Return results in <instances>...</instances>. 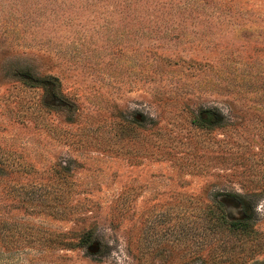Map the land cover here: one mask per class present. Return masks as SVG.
Masks as SVG:
<instances>
[{"label": "rangeland", "instance_id": "374dc122", "mask_svg": "<svg viewBox=\"0 0 264 264\" xmlns=\"http://www.w3.org/2000/svg\"><path fill=\"white\" fill-rule=\"evenodd\" d=\"M213 202L264 264V0H0V264H202Z\"/></svg>", "mask_w": 264, "mask_h": 264}, {"label": "trees", "instance_id": "16d2710c", "mask_svg": "<svg viewBox=\"0 0 264 264\" xmlns=\"http://www.w3.org/2000/svg\"><path fill=\"white\" fill-rule=\"evenodd\" d=\"M141 122L137 119L134 120L133 124H138V126H144V116H141ZM240 203L243 205L246 196H240ZM207 224V239L212 237L211 245L214 246L212 256L207 258L206 256H201L202 249L205 244H200L201 249L197 254V261L202 264H234L232 260L237 257L235 246L231 248L227 246V238L220 240L221 236L225 234L237 236L240 242L249 243L256 239L258 232L255 230L253 221L249 218H243L239 220H232L229 218L224 206L219 202H213V204L207 206L206 211ZM86 235V234H85ZM92 236L88 233L85 237H82L77 246L87 247L90 245ZM218 243V244H217ZM211 247V246H210Z\"/></svg>", "mask_w": 264, "mask_h": 264}, {"label": "water", "instance_id": "95a60500", "mask_svg": "<svg viewBox=\"0 0 264 264\" xmlns=\"http://www.w3.org/2000/svg\"><path fill=\"white\" fill-rule=\"evenodd\" d=\"M230 218V217H229Z\"/></svg>", "mask_w": 264, "mask_h": 264}]
</instances>
